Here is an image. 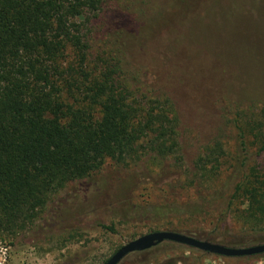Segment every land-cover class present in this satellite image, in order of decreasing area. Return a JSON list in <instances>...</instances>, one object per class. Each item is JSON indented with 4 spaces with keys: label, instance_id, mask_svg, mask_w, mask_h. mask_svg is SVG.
Masks as SVG:
<instances>
[{
    "label": "trees",
    "instance_id": "16d2710c",
    "mask_svg": "<svg viewBox=\"0 0 264 264\" xmlns=\"http://www.w3.org/2000/svg\"><path fill=\"white\" fill-rule=\"evenodd\" d=\"M112 1L117 5L110 6V50L94 59L88 25ZM120 1L0 0V235L16 236L55 216L54 198L100 173L108 162L129 168L149 155L154 164L181 159L175 105L166 96L139 100L127 60L142 45L133 44L140 33L164 28L200 2L220 9L222 0H174L170 10L150 19L143 8L148 0ZM232 125L234 163L213 194L224 197V189L233 185L225 204L245 200L239 217L260 235L254 243L263 244L264 172L256 162L264 152V123L252 112L238 114ZM253 146H259L257 152ZM224 157L222 144L212 146L195 163L196 176L215 181ZM194 205L149 208L147 216L200 214L201 206ZM194 238L244 247L214 234Z\"/></svg>",
    "mask_w": 264,
    "mask_h": 264
},
{
    "label": "rangeland",
    "instance_id": "374dc122",
    "mask_svg": "<svg viewBox=\"0 0 264 264\" xmlns=\"http://www.w3.org/2000/svg\"><path fill=\"white\" fill-rule=\"evenodd\" d=\"M148 1L143 6L148 19L175 4ZM112 3L117 5L112 1L88 25L94 59L110 50ZM221 3L219 9L215 3L200 2V9L164 28L140 33L133 44L142 45L131 50L127 60L136 74L132 79L139 100L166 96L175 105L181 159L154 164L149 155L129 168L108 162L100 173L73 183L54 198L51 208L59 211L55 216L38 220L16 236L0 235V243L11 248L9 264H105L131 241L161 231L197 238L214 234L242 248L259 245L254 242L260 235L251 233L252 227L239 217L247 208L245 200L225 204L234 186L224 189V197L213 193L221 190L234 163L232 120L254 112L264 123V0ZM215 144L223 146V165L216 180L205 183L196 176L195 163ZM251 149L257 152L259 146ZM256 164L264 172V152ZM195 203L202 208L198 215L147 216L149 208L184 210ZM263 258H224L166 242L120 264H212L209 259L213 264H257Z\"/></svg>",
    "mask_w": 264,
    "mask_h": 264
},
{
    "label": "water",
    "instance_id": "95a60500",
    "mask_svg": "<svg viewBox=\"0 0 264 264\" xmlns=\"http://www.w3.org/2000/svg\"><path fill=\"white\" fill-rule=\"evenodd\" d=\"M174 243L224 258H249L264 255V243L248 248H232L198 240L171 231L154 232L121 247L105 264H120L132 254L148 252L163 243Z\"/></svg>",
    "mask_w": 264,
    "mask_h": 264
},
{
    "label": "built area",
    "instance_id": "2783aa9c",
    "mask_svg": "<svg viewBox=\"0 0 264 264\" xmlns=\"http://www.w3.org/2000/svg\"><path fill=\"white\" fill-rule=\"evenodd\" d=\"M11 248L6 244L0 243V264H9Z\"/></svg>",
    "mask_w": 264,
    "mask_h": 264
},
{
    "label": "crops",
    "instance_id": "0c3cea01",
    "mask_svg": "<svg viewBox=\"0 0 264 264\" xmlns=\"http://www.w3.org/2000/svg\"><path fill=\"white\" fill-rule=\"evenodd\" d=\"M209 260L213 264V260L212 259H209ZM216 263H217V261H216ZM218 264H220V263H218ZM257 264H264V258L260 259Z\"/></svg>",
    "mask_w": 264,
    "mask_h": 264
}]
</instances>
